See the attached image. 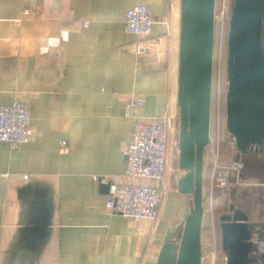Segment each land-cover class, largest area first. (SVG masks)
Returning a JSON list of instances; mask_svg holds the SVG:
<instances>
[{
  "label": "crops",
  "instance_id": "1",
  "mask_svg": "<svg viewBox=\"0 0 264 264\" xmlns=\"http://www.w3.org/2000/svg\"><path fill=\"white\" fill-rule=\"evenodd\" d=\"M137 4L155 22L158 56H134L124 20ZM179 11L180 0H0V106L27 104L33 133L15 150L0 142V264L157 263L176 223L178 194L167 177L153 234L150 222L110 214L107 185L92 179L124 174L136 117L169 112L175 120ZM62 30L67 41L56 45ZM135 100L142 104L129 116ZM242 186L229 189L230 203L219 202L215 214L230 205L248 212L245 200L261 198L264 224V186L254 179ZM208 214L204 205L202 259L204 235L209 243L216 237Z\"/></svg>",
  "mask_w": 264,
  "mask_h": 264
},
{
  "label": "water",
  "instance_id": "2",
  "mask_svg": "<svg viewBox=\"0 0 264 264\" xmlns=\"http://www.w3.org/2000/svg\"><path fill=\"white\" fill-rule=\"evenodd\" d=\"M216 0H180L176 122V223L156 264H202L201 227L210 144ZM225 129L243 168L264 186V0H231L227 31ZM254 172L245 174L248 165ZM255 207V206H254ZM262 217V214H261ZM226 264H264L258 220L230 205L219 217ZM262 234V233H261Z\"/></svg>",
  "mask_w": 264,
  "mask_h": 264
},
{
  "label": "built area",
  "instance_id": "3",
  "mask_svg": "<svg viewBox=\"0 0 264 264\" xmlns=\"http://www.w3.org/2000/svg\"><path fill=\"white\" fill-rule=\"evenodd\" d=\"M24 14H27L25 11ZM154 20L147 6L137 4L125 13L124 30L136 38L134 56L144 58L154 51L158 56L161 39L152 37ZM87 27V23H83ZM139 101H130L126 105L129 116L141 106ZM135 118V117H134ZM30 108L27 104L14 101L11 105L0 106V142L15 150L28 143L32 136L30 128ZM174 118L169 112L151 120L136 117L130 140L124 146L123 157L125 172L121 176L94 177L93 183L103 182L108 187L105 208L110 214L120 215L131 222L147 221L152 224L150 234L154 233L160 209L166 199V177L168 171V141L173 131ZM211 139V138H210ZM60 151L65 153L67 145L60 142ZM209 195L213 205L225 198L228 186L237 185L241 180L239 173L243 168L240 160L221 163L218 154L209 153ZM8 175H2L6 178ZM233 179V181H232ZM28 182V179H25ZM215 209V210H216Z\"/></svg>",
  "mask_w": 264,
  "mask_h": 264
},
{
  "label": "rangeland",
  "instance_id": "4",
  "mask_svg": "<svg viewBox=\"0 0 264 264\" xmlns=\"http://www.w3.org/2000/svg\"><path fill=\"white\" fill-rule=\"evenodd\" d=\"M231 0H216L215 10V37H214V55H213V78H212V107H211V122H210V146L206 150V196L204 198V205L206 215L213 214L215 224L220 223L218 211L215 214L216 208L213 207L215 202H212L209 195V180L207 179L209 173V153L213 157V153L218 154L221 163H230L236 155V148L233 141L229 138L225 129V93H226V59H227V31L228 19L230 15ZM221 26V27H220ZM177 127L176 118L173 122V131L169 136L168 141V171L167 180L171 189H175V180L179 176L177 170ZM247 181H245L246 183ZM244 181H240L237 185L232 184L228 186L227 193L231 188H237L240 192L243 189ZM222 198V197H221ZM220 204L225 203L224 206L230 203V198L226 194L225 198L221 200ZM232 203V202H231ZM221 208V206H220ZM216 209V210H215ZM222 214V213H221ZM221 242L216 229V237L206 240L204 235V259L202 264H226L225 255L221 249ZM264 249V245H262Z\"/></svg>",
  "mask_w": 264,
  "mask_h": 264
},
{
  "label": "flooded vegetation",
  "instance_id": "5",
  "mask_svg": "<svg viewBox=\"0 0 264 264\" xmlns=\"http://www.w3.org/2000/svg\"><path fill=\"white\" fill-rule=\"evenodd\" d=\"M205 169L203 172V176L205 174ZM252 171L254 172L252 166L249 164L246 168L245 174L248 173H252ZM263 204V200L261 198H259L258 200H256V202L254 203V201H250V200H245V202L243 203L244 207L248 209V212L254 216L255 221L258 220L259 217H261L262 214V209L260 208ZM255 206V207H254ZM259 208V210L256 212V209ZM259 217H258V215ZM257 216V217H256ZM256 229L259 231V234L254 235V240H264V224L259 221L258 222V226L256 227ZM262 233V234H261ZM264 242V241H263ZM262 245H264V243H260L259 248L261 252H264V249H262Z\"/></svg>",
  "mask_w": 264,
  "mask_h": 264
},
{
  "label": "clouds",
  "instance_id": "6",
  "mask_svg": "<svg viewBox=\"0 0 264 264\" xmlns=\"http://www.w3.org/2000/svg\"><path fill=\"white\" fill-rule=\"evenodd\" d=\"M67 38H68V33H67V31H63V30H62L61 33H60V38L54 40L53 42H54L56 45H59L60 39H63V40H65V42H66V41H67ZM46 51H47L46 48H42V52H46Z\"/></svg>",
  "mask_w": 264,
  "mask_h": 264
},
{
  "label": "trees",
  "instance_id": "7",
  "mask_svg": "<svg viewBox=\"0 0 264 264\" xmlns=\"http://www.w3.org/2000/svg\"><path fill=\"white\" fill-rule=\"evenodd\" d=\"M238 191V189H236ZM238 193V192H237ZM220 224V223H219ZM219 224H217L216 229H217V233L219 235L220 238V229H219ZM220 242H221V238H220ZM221 246V245H220Z\"/></svg>",
  "mask_w": 264,
  "mask_h": 264
},
{
  "label": "bare ground",
  "instance_id": "8",
  "mask_svg": "<svg viewBox=\"0 0 264 264\" xmlns=\"http://www.w3.org/2000/svg\"><path fill=\"white\" fill-rule=\"evenodd\" d=\"M221 27V26H220Z\"/></svg>",
  "mask_w": 264,
  "mask_h": 264
}]
</instances>
